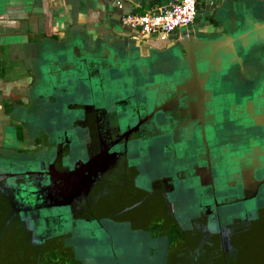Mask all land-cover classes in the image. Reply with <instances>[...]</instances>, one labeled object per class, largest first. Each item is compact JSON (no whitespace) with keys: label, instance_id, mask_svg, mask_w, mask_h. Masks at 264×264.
Masks as SVG:
<instances>
[{"label":"water","instance_id":"water-1","mask_svg":"<svg viewBox=\"0 0 264 264\" xmlns=\"http://www.w3.org/2000/svg\"><path fill=\"white\" fill-rule=\"evenodd\" d=\"M202 2L198 25L163 46L90 28L31 44L29 103L13 105L10 115L27 135L43 134L44 147L0 148V180L46 171L53 198L88 192L92 171L119 156V140L106 159L79 160L63 175L55 158L79 153L83 120L94 111L125 138L140 131L142 145L130 154L146 177L173 182L185 217L198 211L219 228L252 220L264 232V0ZM60 203L70 204L53 199L52 208Z\"/></svg>","mask_w":264,"mask_h":264},{"label":"flooded vegetation","instance_id":"flooded-vegetation-1","mask_svg":"<svg viewBox=\"0 0 264 264\" xmlns=\"http://www.w3.org/2000/svg\"><path fill=\"white\" fill-rule=\"evenodd\" d=\"M22 96L29 103L27 90ZM22 103L21 97L5 102L9 124L13 105ZM103 116L90 111L83 120L86 137L76 143L79 153L74 156L64 149L55 158L63 175L79 160L106 159V152H111L119 140V156L109 165L102 163L97 173L92 171L88 192L84 187L73 199L58 194L53 198L47 189L50 177L46 171L24 172L13 182L0 180V188L8 191L6 195L0 191V253L5 250L0 254V264H92L88 258L94 254L93 248L102 254H97L100 259L105 260L109 252L116 260L114 264H134L121 261L115 245L118 239L109 224L125 227L120 242L127 235H139L136 245H131L138 252L136 264H255L250 247L255 241L256 221L235 219L228 228H219L217 221L212 223L205 215L201 218L198 211L185 217L172 195L173 182L168 184L163 176L151 172L146 177L148 170L141 158L130 154L142 145L140 131H131L125 138L126 130L102 127ZM13 121L14 141L7 143L0 135L1 143L20 153L43 149V134L27 135L24 126ZM53 199L70 204L52 208ZM8 251H16V256L7 255Z\"/></svg>","mask_w":264,"mask_h":264},{"label":"crops","instance_id":"crops-1","mask_svg":"<svg viewBox=\"0 0 264 264\" xmlns=\"http://www.w3.org/2000/svg\"><path fill=\"white\" fill-rule=\"evenodd\" d=\"M177 1L125 0L124 8L120 9L111 0H0V116L5 118V100L13 103L21 97L23 101L22 95L31 85L33 73L26 61L31 44L59 41L71 30L90 28L98 32L118 30L163 46L165 42L144 37L137 29L124 25L121 19L126 12L144 14ZM202 1L199 0L198 10L203 7ZM199 21L198 18L194 23ZM190 28H183L172 37ZM3 133L2 139L11 143L12 140L5 138L6 130L0 128V135Z\"/></svg>","mask_w":264,"mask_h":264},{"label":"built area","instance_id":"built-area-1","mask_svg":"<svg viewBox=\"0 0 264 264\" xmlns=\"http://www.w3.org/2000/svg\"><path fill=\"white\" fill-rule=\"evenodd\" d=\"M111 1L120 9L125 6V0ZM198 7L199 0H178L144 14L126 12L121 20L124 25L137 29L144 37L166 41L179 30L194 24Z\"/></svg>","mask_w":264,"mask_h":264},{"label":"rangeland","instance_id":"rangeland-1","mask_svg":"<svg viewBox=\"0 0 264 264\" xmlns=\"http://www.w3.org/2000/svg\"><path fill=\"white\" fill-rule=\"evenodd\" d=\"M200 1H202V0H200ZM201 11H204L203 7H202V9L198 10L197 19L199 18L200 20L203 18V16H201ZM197 25H198V23L196 22V23L192 24L190 27H192V26L196 27ZM5 102H6V100H5ZM10 108L11 107H9L8 110ZM4 117L5 118L0 116V128L6 130L7 136H5V138L10 139L13 142L15 137H16V127L12 124L14 122L13 121L14 118H12L11 115L8 116L9 122H10V120L12 121V123L8 125V123H7L8 118L6 117V115ZM14 123H16V122H14ZM4 134L5 133H3L2 136H4ZM0 145H2L0 147L1 149H3V148L6 150L11 149V148L7 147L8 145L6 143L0 142ZM11 150L15 151L16 149H11ZM184 212L185 211H183L181 214L184 215ZM108 227L110 230L113 231V234L115 236H117L119 243L116 241L115 245L117 246L116 250L119 253V256H121V261L125 262V260L127 259V260H130L131 263L135 262L134 264H136V262H138V258H137L138 252L136 250H133L132 248H134V247L131 248V245L132 244L136 245V241L139 240V235L136 233H135L136 236L127 235V238H123V241L120 242V239L122 238V233L124 232L125 227L121 226L120 224H109ZM2 229H3V224L0 222V233H1ZM254 236H255V241L251 244V247H250L251 254L250 255L252 257H254L253 261L255 262V264H264V232L257 233L254 231ZM138 243H139V241H138ZM92 250H93L92 253H94V254H91V257L88 258L90 263H92V264H114L116 262V260L112 254L111 255L107 254L109 252L106 253V259L104 260V259L98 258L97 254L102 255L101 253H99L98 250H94V248ZM4 252H5V250L1 251V253H4ZM7 255L16 256V251H13V252L8 251ZM130 257H133V258L130 259ZM251 264H254V263L252 262Z\"/></svg>","mask_w":264,"mask_h":264}]
</instances>
